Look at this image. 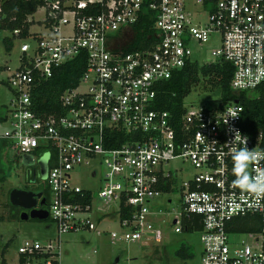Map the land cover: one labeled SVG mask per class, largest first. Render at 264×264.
I'll return each instance as SVG.
<instances>
[{
	"label": "built area",
	"instance_id": "1",
	"mask_svg": "<svg viewBox=\"0 0 264 264\" xmlns=\"http://www.w3.org/2000/svg\"><path fill=\"white\" fill-rule=\"evenodd\" d=\"M37 10L41 17L34 19ZM142 14L151 20L144 39L150 41L127 49L130 26ZM25 21L24 37L32 41L19 44L18 63L4 80L9 96L0 104V138L33 161L47 153L46 210L55 235L23 238L16 262L6 263L61 264V234L94 228L90 191L71 181V171L97 158L104 171L96 195L116 205L120 226L108 232L110 241L158 243L161 228L153 216L172 210L174 232L198 219L199 264H264V197L233 184L232 151L242 145L230 130L247 136L249 150H264V129L252 136L241 128L237 97L194 108L182 98L177 127L168 110L154 107L160 81L186 64H199L190 57V41L202 43L211 34L218 45L201 64L230 63V90L251 95L264 80V0H38ZM31 22L39 28L31 30ZM19 30L11 33L24 38ZM80 49L84 69L74 86L58 94L62 110L34 111L32 89ZM261 99L264 106V95ZM231 110L237 118L230 117ZM111 129L128 138L106 145L104 140L116 137ZM187 163L192 171L184 175ZM260 170L264 160L250 166L253 175ZM85 191L87 202L72 197ZM162 194L165 205L174 200L176 210L155 208L152 202ZM256 218L257 228H238Z\"/></svg>",
	"mask_w": 264,
	"mask_h": 264
},
{
	"label": "rangeland",
	"instance_id": "2",
	"mask_svg": "<svg viewBox=\"0 0 264 264\" xmlns=\"http://www.w3.org/2000/svg\"><path fill=\"white\" fill-rule=\"evenodd\" d=\"M32 16L34 19L40 18L41 12L37 10L33 12ZM29 28L35 30L39 26L31 22ZM4 35H10V31L0 28V104L5 103L9 96L4 80L6 74L18 63L19 44L27 43L29 45L32 41L30 37H12L11 46L6 50L1 40ZM189 45L190 57L201 64L205 59L212 58L210 50L218 45V39L216 34H211L207 41L197 43L195 40H191ZM198 78V81L192 84L183 96V104L188 106L190 103L189 106L193 108L204 105L216 106L220 100L219 88L211 86L206 76H202L200 73ZM6 141L7 144L2 147L0 153V175L2 174V178H0V215L3 217L0 219V258L15 263L16 247L20 240L23 238L38 240L52 238L55 235V230L48 217L45 220L30 217L22 219L19 218L20 209L9 206L7 192L10 187L18 186L23 182L28 187H43L46 185L44 181L46 170L40 172L37 160L33 161L31 158L26 160L25 155L16 153L9 141ZM95 159L89 164L81 163L71 171V181L90 191L89 219L93 222L94 228H79L61 234L59 253L61 264H113L115 257L118 259L114 264H199L201 246L198 231L180 230L174 232L171 228V222L175 216L172 210L153 216L154 222L158 223L161 228L162 238L158 243L140 246L131 241L109 240L108 232L117 230L120 226L116 205L113 202L106 203L96 195L104 167L97 161V158ZM187 169L184 175H188L192 171V167L188 163ZM91 170L95 171L94 176L89 174ZM170 195L174 198V193ZM166 196L167 194H162L160 198L152 202L156 209L174 206V200L171 204L166 203L167 205H165ZM176 209L177 207L174 206V210ZM234 237L236 238V235ZM179 242H184L191 247L193 255L190 258L182 260L173 257V249ZM128 257H131V261L126 259Z\"/></svg>",
	"mask_w": 264,
	"mask_h": 264
},
{
	"label": "trees",
	"instance_id": "3",
	"mask_svg": "<svg viewBox=\"0 0 264 264\" xmlns=\"http://www.w3.org/2000/svg\"><path fill=\"white\" fill-rule=\"evenodd\" d=\"M38 0H2L0 1V28H5L10 31V35H4L1 40L6 50L11 46V33L13 28H19L20 37L26 36V29L28 22L25 21V15L31 12ZM150 18L147 14H142L135 22L131 24L132 40L127 45V49L144 46L150 40H144L147 34H150L149 27ZM85 65V53L83 50H78L74 56L54 66L51 74L40 80L31 91V108L38 113L60 112L62 107L58 101V94L66 87L74 86L79 79ZM197 73L206 76L211 86L219 88V95L221 102L237 97L242 105L241 128L248 134L254 136L261 129H264V106L261 97L264 95V80L256 86V90L251 95L244 91L237 95L230 90L228 80L231 74V65L226 61L211 62L209 64H196L194 62L184 65L179 70L174 71L171 76L159 82L154 107L166 109L171 115V121L174 126L178 125V116L182 112V98L189 90L190 86L196 82ZM256 93L259 95L257 96ZM110 134L116 136L115 140L105 141L106 145L117 144L128 135L123 133L120 129H111ZM7 144L5 138H0V153L2 147ZM2 178V174L0 175ZM42 195L44 196L45 208L47 207L49 190L47 185L41 187ZM72 197L80 202H87L90 199V194L85 191L83 195L75 192ZM11 208L20 209L19 206L10 204ZM123 213V208L120 213ZM14 214V213H13ZM11 214V215H13ZM44 218H36L45 220ZM246 218V217H244ZM0 219H3L0 215ZM49 219V218H48ZM192 224L183 226L182 230H196L200 227L198 219L194 217ZM245 220V219H244ZM243 222L239 229H255L259 226V220L256 218L253 225H247ZM6 243L2 246L4 249ZM193 255L192 249L188 244L179 242L173 249V257L185 260ZM0 264L6 263L4 258H0Z\"/></svg>",
	"mask_w": 264,
	"mask_h": 264
},
{
	"label": "clouds",
	"instance_id": "4",
	"mask_svg": "<svg viewBox=\"0 0 264 264\" xmlns=\"http://www.w3.org/2000/svg\"><path fill=\"white\" fill-rule=\"evenodd\" d=\"M230 117L237 118L238 113L231 110ZM227 122V121H226ZM238 145L232 151L234 161V175L236 179L233 184L242 191L251 193L257 197H264V170L258 171L255 175L250 171V166L264 160V150H249L246 147L247 136L240 133L238 129H230Z\"/></svg>",
	"mask_w": 264,
	"mask_h": 264
},
{
	"label": "water",
	"instance_id": "5",
	"mask_svg": "<svg viewBox=\"0 0 264 264\" xmlns=\"http://www.w3.org/2000/svg\"><path fill=\"white\" fill-rule=\"evenodd\" d=\"M25 159L29 160L30 156L25 155ZM46 160H47V153H44L37 158V163L40 172L46 170L47 168ZM25 185L26 184L23 183L18 186L10 187L7 192L8 202L10 204L22 208L19 212V218L26 219L28 217L30 218L46 217L47 210L45 207L41 206V204L44 203V196L42 195L41 189L40 188L32 189L31 187H26Z\"/></svg>",
	"mask_w": 264,
	"mask_h": 264
},
{
	"label": "crops",
	"instance_id": "6",
	"mask_svg": "<svg viewBox=\"0 0 264 264\" xmlns=\"http://www.w3.org/2000/svg\"><path fill=\"white\" fill-rule=\"evenodd\" d=\"M39 188H40V187H39ZM98 215H101V214H98ZM140 246H144V245H140ZM93 250H94V249H93ZM130 258H131V257H128V258H126V259H128L129 261H131ZM117 259H118V257H115V259H114V260H115L114 263L117 261ZM132 259H134V258H132ZM114 263H113V264H114Z\"/></svg>",
	"mask_w": 264,
	"mask_h": 264
},
{
	"label": "flooded vegetation",
	"instance_id": "7",
	"mask_svg": "<svg viewBox=\"0 0 264 264\" xmlns=\"http://www.w3.org/2000/svg\"><path fill=\"white\" fill-rule=\"evenodd\" d=\"M24 183V182H23ZM23 183H21V184H23ZM20 184V185H21ZM26 187H28L27 185H25ZM32 189H38V187H36V188H33V187H31ZM40 189H41V191H42V188L40 187ZM43 204H45V200H44V203ZM43 204H41V206L43 205ZM44 207V206H43ZM22 208L20 207V210H21ZM26 210H28V209H26Z\"/></svg>",
	"mask_w": 264,
	"mask_h": 264
}]
</instances>
